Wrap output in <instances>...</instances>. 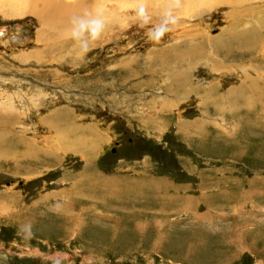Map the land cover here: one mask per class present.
Returning a JSON list of instances; mask_svg holds the SVG:
<instances>
[{
    "label": "rangeland",
    "instance_id": "374dc122",
    "mask_svg": "<svg viewBox=\"0 0 264 264\" xmlns=\"http://www.w3.org/2000/svg\"><path fill=\"white\" fill-rule=\"evenodd\" d=\"M143 4L144 27L139 0L0 9V264H264V88L236 91L264 78V0L180 7L159 43Z\"/></svg>",
    "mask_w": 264,
    "mask_h": 264
},
{
    "label": "clouds",
    "instance_id": "9594fccd",
    "mask_svg": "<svg viewBox=\"0 0 264 264\" xmlns=\"http://www.w3.org/2000/svg\"><path fill=\"white\" fill-rule=\"evenodd\" d=\"M72 3L73 0H66ZM167 6L163 10L161 21L148 32V39L159 43L164 35L176 25L178 17L176 10L181 7L182 0H166ZM140 6L136 10V20L140 27L150 22V17L144 7L143 0H139ZM69 38L73 41V47L78 50L79 58L83 59L91 50V47L101 39L105 28V18L97 13L86 12L83 15L73 16L70 21Z\"/></svg>",
    "mask_w": 264,
    "mask_h": 264
},
{
    "label": "bare ground",
    "instance_id": "6f19581e",
    "mask_svg": "<svg viewBox=\"0 0 264 264\" xmlns=\"http://www.w3.org/2000/svg\"><path fill=\"white\" fill-rule=\"evenodd\" d=\"M80 1L81 0H73V2L70 4L73 6H76ZM244 1H246V0H183L179 12H181V13L193 12L194 10H197L196 8H198L199 5L210 8L209 6L216 4V3L217 4L218 3H230V4L234 5V4H241ZM68 4L69 3H67L66 0H56L55 2L53 0H0V9L5 8L6 13L8 15H16V14H23L24 12H30L31 14L38 16L40 18V20L42 22H44L45 21L44 19H47L50 17H55V15H57L59 13L62 14L63 11L67 10ZM200 45H201V43H200ZM262 47L264 48V45H262ZM196 49L197 48H193L192 50L189 49V51L187 50L188 52L183 53V55L180 54L183 58L181 56L180 57L177 56V58L179 60L180 59L186 60V58H189L190 54H194L196 52ZM222 49L224 50L225 48H222ZM184 72L183 71H181L180 73L178 72L177 75L180 77V76H182V74ZM246 79L248 80V82H246L247 84L245 83L246 85L243 84L240 86V88H236L237 92H239L241 88L244 90L247 88L252 89V87H255V86H258L259 89L264 88V82H263L264 78H262L260 75L257 74L255 76H251V75L246 76ZM260 86L262 88H260ZM233 92H234V90H233ZM225 95L222 94L220 96L223 101L228 100L227 99L228 93L226 92ZM239 95H240V97L242 96V94H239ZM229 96H232V95H229ZM223 103L221 104V102H220V104H219V102L216 103V101H215V103H213L214 109H216V110L223 109L222 108V106L224 105Z\"/></svg>",
    "mask_w": 264,
    "mask_h": 264
},
{
    "label": "crops",
    "instance_id": "0c3cea01",
    "mask_svg": "<svg viewBox=\"0 0 264 264\" xmlns=\"http://www.w3.org/2000/svg\"><path fill=\"white\" fill-rule=\"evenodd\" d=\"M258 243V242H257ZM256 245L253 246V248H255ZM258 246V245H257Z\"/></svg>",
    "mask_w": 264,
    "mask_h": 264
}]
</instances>
